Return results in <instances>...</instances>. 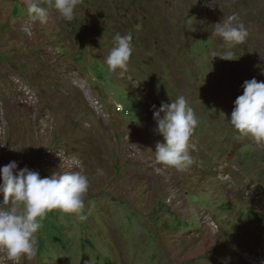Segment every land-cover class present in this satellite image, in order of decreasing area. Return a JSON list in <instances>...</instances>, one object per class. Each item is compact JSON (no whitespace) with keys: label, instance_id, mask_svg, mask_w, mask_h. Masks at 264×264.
Returning <instances> with one entry per match:
<instances>
[{"label":"rangeland","instance_id":"374dc122","mask_svg":"<svg viewBox=\"0 0 264 264\" xmlns=\"http://www.w3.org/2000/svg\"><path fill=\"white\" fill-rule=\"evenodd\" d=\"M233 14L249 36L212 60ZM117 33L132 35L123 76L105 64ZM262 73L264 0H82L44 25L0 0V168L89 180L87 219L53 210L17 264H264V146L228 123ZM180 95L199 120L184 171L154 153L153 106ZM0 264H13L3 249Z\"/></svg>","mask_w":264,"mask_h":264},{"label":"clouds","instance_id":"9594fccd","mask_svg":"<svg viewBox=\"0 0 264 264\" xmlns=\"http://www.w3.org/2000/svg\"><path fill=\"white\" fill-rule=\"evenodd\" d=\"M82 0H25L31 22L44 25L52 12L58 19L70 22ZM214 36L222 43L219 51L211 52L212 60L230 61L232 49L246 42L249 32L237 15L233 14L215 25ZM133 53L131 33L115 34L112 47L105 59L107 70L123 76ZM264 74V73H262ZM243 94L234 101L228 123L237 133V139L250 138L256 145L264 146V81L255 78L244 81ZM156 131L163 142L155 145V162L164 168L184 171L193 163L190 154V138L199 120L184 95L170 104L153 106ZM16 161L0 168V249L9 260L17 264L22 257L32 259L36 255L37 234L42 221L53 210L71 214L80 221L89 180L80 171L54 173L41 178L39 173L24 167L17 171ZM160 171V168H157ZM7 206V207H6Z\"/></svg>","mask_w":264,"mask_h":264}]
</instances>
